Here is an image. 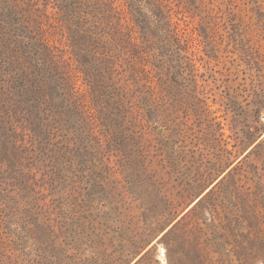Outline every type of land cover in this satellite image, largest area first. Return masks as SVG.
<instances>
[{"label":"rangeland","instance_id":"obj_1","mask_svg":"<svg viewBox=\"0 0 264 264\" xmlns=\"http://www.w3.org/2000/svg\"><path fill=\"white\" fill-rule=\"evenodd\" d=\"M17 2L96 108L60 91L50 112L4 105L0 264H264V0L134 2L137 55L104 109L61 0Z\"/></svg>","mask_w":264,"mask_h":264},{"label":"trees","instance_id":"obj_2","mask_svg":"<svg viewBox=\"0 0 264 264\" xmlns=\"http://www.w3.org/2000/svg\"><path fill=\"white\" fill-rule=\"evenodd\" d=\"M134 2L138 4L137 8L142 5V0H61L56 5L59 12L84 32L81 39L84 45L77 46L80 55L73 61L76 72L82 75L89 88L90 99L91 94L99 98V109L105 108L106 102L101 100L105 82L110 85V94L116 97L124 95L120 93V86L113 84L116 83L115 75L125 70L122 63L126 56L134 58L137 55L134 51L139 45L132 28L138 24L142 27V20L133 15ZM4 3L7 13H0V119L10 122V111L5 112L4 105L8 103L12 107L13 96L18 94H21L20 100L43 113L44 110L50 112L54 94L60 91L63 97H70L74 108L90 112L87 107L96 105L91 102L93 99L86 103L80 97L71 63L54 53L56 47H51L46 37L37 39L25 32L27 22L23 21V9L17 0ZM154 4L158 7L155 9L162 13L170 10L167 0H155ZM45 10L46 6L44 15H47ZM160 16L157 14V21ZM141 70L147 72L144 67ZM73 97L81 100H73ZM88 116L92 118V115Z\"/></svg>","mask_w":264,"mask_h":264}]
</instances>
